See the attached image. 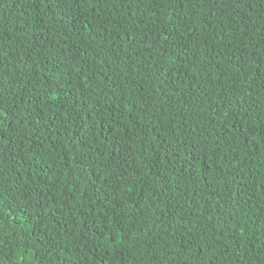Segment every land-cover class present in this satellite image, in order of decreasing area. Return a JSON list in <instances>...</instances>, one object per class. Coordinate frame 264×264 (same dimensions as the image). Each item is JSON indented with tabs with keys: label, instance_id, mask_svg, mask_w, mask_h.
<instances>
[{
	"label": "trees",
	"instance_id": "16d2710c",
	"mask_svg": "<svg viewBox=\"0 0 264 264\" xmlns=\"http://www.w3.org/2000/svg\"><path fill=\"white\" fill-rule=\"evenodd\" d=\"M0 264H264V0H0Z\"/></svg>",
	"mask_w": 264,
	"mask_h": 264
}]
</instances>
